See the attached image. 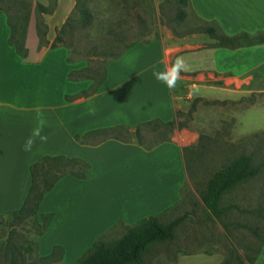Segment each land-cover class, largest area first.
Wrapping results in <instances>:
<instances>
[{
    "label": "crops",
    "instance_id": "crops-1",
    "mask_svg": "<svg viewBox=\"0 0 264 264\" xmlns=\"http://www.w3.org/2000/svg\"><path fill=\"white\" fill-rule=\"evenodd\" d=\"M38 1L46 6L47 0ZM186 6L188 33L126 50L108 64L104 81L88 97L81 93L91 84L69 79L74 65L64 48L38 50L26 41L28 54L20 57L7 44L8 26H0V216L22 207L29 166L40 158L76 157L91 165L90 178L62 177L39 205L38 220L50 213L54 219L38 238V257L48 256L53 246L63 251L60 261L49 264H75L118 222L130 227L180 201L188 179L183 149L200 138L192 125L201 109L207 138L231 121L232 143L264 132V89L254 86L264 81V44L219 48L198 31L213 27L227 37L264 33V0H187ZM73 7L74 0H57L55 11L43 15L46 39ZM252 95L256 101L244 107L241 101ZM194 101L202 106L196 105L192 125L174 130L168 141L149 150L97 136L86 144L74 140L119 125L167 123L175 111L188 113ZM222 259L197 253L179 256L176 264H220ZM254 264H264V243Z\"/></svg>",
    "mask_w": 264,
    "mask_h": 264
},
{
    "label": "rangeland",
    "instance_id": "rangeland-1",
    "mask_svg": "<svg viewBox=\"0 0 264 264\" xmlns=\"http://www.w3.org/2000/svg\"><path fill=\"white\" fill-rule=\"evenodd\" d=\"M35 2L39 1L0 0V17L6 18L7 13L26 14L29 17L27 44L38 50L50 48L49 43L54 39L55 30L49 39L47 37L48 44L39 42L36 34L38 16L34 10ZM84 2L89 13L88 21L72 9L67 17V26L61 35L63 43L59 46L67 51V62L74 65V71L69 78L86 81L92 85L86 89L84 97L94 93L99 80L106 75L108 64L126 50L136 45L173 41L189 32L185 17H178L182 13L185 14L187 9L181 0H84ZM21 3L30 4L29 12L19 10ZM3 25L7 26L4 21L0 23V26ZM257 84H261L264 89V81L256 80L254 86ZM186 102H190L189 99L186 98ZM198 104L197 101L195 107L202 106ZM246 105L250 106L244 102L243 106ZM201 110L194 125L186 116H179L178 121L186 125V128L194 126L200 136H204L205 115L204 110ZM233 125V121L224 122L220 131L210 132V135L214 134L212 135L214 138L203 137L184 152L188 179L182 188L181 199L170 212L160 218L164 223L180 218V223L174 239L164 244L152 245L143 256L142 264H176L179 256L197 253L220 254L223 259L231 260V264H236L232 259L235 252L239 255L255 256L264 238L262 219L264 217L256 215L260 208L264 207V135L259 139L247 136L232 143L229 133ZM128 128L132 133L135 126ZM174 130L170 131L153 123L150 128H143L139 133L140 138H132L131 143L141 144L145 148L154 147L168 141ZM109 138L108 134L97 136V140L100 141ZM241 154H252L255 160L261 163L260 173L226 196L222 205L233 207L226 212L225 217L218 220L208 213L202 203L207 180L213 172L228 165ZM39 224V221L31 218L21 221L16 214L8 213L1 216L0 264L50 263L40 261L38 257V238L42 231ZM223 224L228 228L227 233L222 227ZM125 231L126 227L121 223L104 234L102 239L107 242L117 240Z\"/></svg>",
    "mask_w": 264,
    "mask_h": 264
},
{
    "label": "trees",
    "instance_id": "trees-1",
    "mask_svg": "<svg viewBox=\"0 0 264 264\" xmlns=\"http://www.w3.org/2000/svg\"><path fill=\"white\" fill-rule=\"evenodd\" d=\"M181 2L183 5H186L187 0H181ZM20 5L21 6L19 7V10H25L29 12L30 4L21 3ZM56 7L57 0H47L46 6L39 2H35L34 4V10L38 16L36 19V34L38 36L39 42L42 44L49 43L46 39L48 27L43 19V15H51L55 11ZM10 8L11 7H8V9ZM73 9L77 11L85 21H88L89 13L85 6L84 0H74ZM184 15L185 14L182 13L181 16L178 17L183 18L185 17ZM67 21L68 18L59 28L55 29L54 39L51 43H49L50 49L58 48L63 43L61 35L67 26ZM28 22L29 17L26 14L16 13L15 15H12L7 13L6 24L10 30L7 44L13 47L16 54L23 58L28 54V50L26 48V31ZM198 31H201L202 33L207 34L216 40V44L214 46L219 48L237 49L264 44V33H259L252 36L246 33H241L236 36L227 37L218 34L216 29L213 27H203ZM120 56L121 55H119L116 59H118ZM104 79L105 76L99 80L98 86L94 88V93L96 92L99 85L104 81ZM90 87H92V85ZM85 91L81 94L83 95ZM66 99H70V97H66ZM255 101V96H252L249 100H242L241 102H246L248 105H252ZM196 102L197 101L192 102L190 110L186 114L175 111L174 119L167 123H162L158 120L140 123L135 126L132 133L127 126L119 125L107 129L90 131L87 132L83 137L75 135L74 140L78 143L86 144L87 138L91 136L108 134L110 135L109 139L130 144L132 142V138L139 139L140 131L143 128H150L153 123H157L162 127H166L170 131H173L174 129L186 128V125L180 123L178 118L179 116H186V119L189 122L192 121L191 115L195 112ZM203 104L209 106L213 105L214 103L203 102ZM263 135L264 132H260L253 134L250 137L259 139ZM203 137L205 136H200L199 139ZM138 145L142 146L141 144ZM151 148L153 147H148L145 149L149 150ZM187 149L189 148H184L183 153ZM90 169L91 165L88 162L76 157L67 158L63 156H44L40 158L29 166L30 188L22 204V207L16 212H11V214H16L18 219L21 221H25L29 218L39 221V225L42 228L39 236L43 235L54 218V213H50L42 214L39 217L40 220L37 219L38 208L44 196L50 192L55 184L64 176H71L80 180H86L90 178ZM260 169L261 163L257 162L252 154H241L228 165L223 166L222 168L213 172L207 180L206 190L202 196L203 206L208 211V213L218 220L223 218V216L225 217L226 212L233 206L222 205L223 200L228 194H230L232 190L257 177L260 173ZM173 207L167 209L157 216L144 218L136 222L134 225L126 227L125 233L117 240L111 242L104 241L102 239L104 235L97 238L92 246L82 254L75 264H142L143 256L148 253L152 245L164 244L171 242L174 239L175 232L180 223V218L171 220L167 223L161 222L160 219L165 213L170 212ZM256 215L261 218L264 217V207L260 208ZM119 224H121V222H118L110 230H113ZM222 227L227 233V226L223 224ZM263 243L264 238L261 240L260 246L257 249L255 256L249 257L246 255H239L235 252L232 259L236 261V264H254L256 256L259 253L260 247L263 245ZM62 252L63 251L61 247L53 246L52 252L48 256L39 259L40 261H48L50 263L56 259L60 261ZM57 254L58 257H56ZM221 264H231V260L228 261L227 259H223Z\"/></svg>",
    "mask_w": 264,
    "mask_h": 264
}]
</instances>
